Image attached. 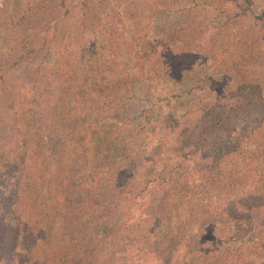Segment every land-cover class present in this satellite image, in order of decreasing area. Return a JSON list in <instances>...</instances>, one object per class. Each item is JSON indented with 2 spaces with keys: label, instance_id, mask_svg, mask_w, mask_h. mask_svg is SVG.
<instances>
[{
  "label": "trees",
  "instance_id": "obj_1",
  "mask_svg": "<svg viewBox=\"0 0 264 264\" xmlns=\"http://www.w3.org/2000/svg\"><path fill=\"white\" fill-rule=\"evenodd\" d=\"M126 1L127 17L96 24L101 55L82 38L94 27L91 0L70 10L37 0L20 24L12 0H0V264H147L154 242L143 234L187 242L195 232L183 223L208 216L224 185L264 182V7ZM163 10L181 17L158 29L137 22ZM207 61L223 73L200 82L222 81L223 105L210 99L180 119L128 114L133 83ZM235 132L240 144L227 147ZM251 198L230 209H264ZM246 233L183 252L181 264H264V234Z\"/></svg>",
  "mask_w": 264,
  "mask_h": 264
},
{
  "label": "rangeland",
  "instance_id": "obj_2",
  "mask_svg": "<svg viewBox=\"0 0 264 264\" xmlns=\"http://www.w3.org/2000/svg\"><path fill=\"white\" fill-rule=\"evenodd\" d=\"M37 0H12L11 2V14L12 18L15 21L14 24H20L19 20L30 14L32 9V3ZM67 3H70L69 10L75 8L78 5L79 0H66ZM249 4L250 9L254 12H258L259 9L264 7L263 0H246ZM94 5V16L95 21H89V25L94 26L92 29L83 34L82 38L87 42L89 50H98L99 54H104L105 49L102 48V36L99 31V27L106 25L112 17L123 19L127 16L123 15L126 6V0H91ZM140 9L148 8L144 3H141L142 0H138ZM77 8V6H76ZM131 13L134 12L131 9H128ZM118 12L120 15L118 16ZM150 11H148L146 18H140L137 22L142 24H153L155 28H163L166 25L172 23L174 20L180 19L179 11H166L155 13L152 17H149ZM69 17L75 18L76 11H72L68 14ZM34 17V16H31ZM4 15L0 10V32L1 24L4 22ZM76 19V18H75ZM78 20V19H76ZM116 21V20H114ZM113 21V22H114ZM23 22V21H21ZM98 24L99 27L96 26ZM88 25V26H89ZM18 25L16 27H20ZM99 31V32H98ZM150 34V33H149ZM173 44L177 42L173 41ZM91 52V51H90ZM182 74L184 77L176 75L175 78L168 80L167 78L162 79H152L147 78L133 83L134 95L132 98L126 101V109L129 115H135L141 110L148 109L150 114L156 117H166L169 119L172 118H182L184 113L190 111L189 109H194L200 107L207 102V100H215L216 105H223L222 100V81L217 82L212 85L213 90L201 83L202 75L205 74L208 77L218 76L223 73V68H215L210 65V61L203 63L195 69L184 68ZM174 79V80H173ZM209 84V83H208ZM231 101V100H229ZM228 103L227 105H229ZM215 105V106H216ZM224 108H219L216 112V115L222 114ZM229 116V115H228ZM106 121H110L107 119ZM105 121V122H106ZM230 137L232 139L227 145V147H234L235 144L240 142V135L238 133H233ZM244 137L241 142L245 141ZM240 144V143H239ZM236 147V146H235ZM246 163V162H245ZM243 178L239 179L240 185L226 187L223 186L222 190L216 193L214 208L209 212L208 216L203 217L201 220L193 224L190 222L183 223L182 229L185 231L193 230L195 234L186 242L179 239H170L166 231V237L159 232L158 229L154 231L151 230L146 234L142 235L139 239L140 242H143L144 245L148 246V241L151 236L152 247H154V253L147 254L144 261H147V264H157L160 258L162 263L166 264H181V255L183 252L190 250H208L217 251L216 246H220L222 240L226 237L229 238L230 235H239L247 236L246 232H251L257 236L264 234V209L254 208V212L241 211L240 209H230L231 203L234 200H246L249 199V202L255 203L256 205L262 206L264 204V182L257 179L255 182L248 185H243L241 183ZM224 181V179H223ZM233 182V180H231ZM242 184V185H241ZM259 194L260 198L254 199V196ZM100 202H98L99 204ZM145 223L149 224V221H144L141 226ZM153 228V226H151ZM162 233H165L164 231ZM246 238H243L245 241ZM156 242H161L157 244ZM184 242V243H183ZM225 246L236 247L237 244H233L231 241L227 242ZM198 252V251H197ZM208 254V253H207ZM224 259V258H223ZM136 264H141L137 262Z\"/></svg>",
  "mask_w": 264,
  "mask_h": 264
}]
</instances>
